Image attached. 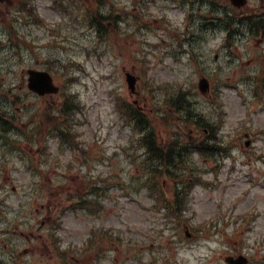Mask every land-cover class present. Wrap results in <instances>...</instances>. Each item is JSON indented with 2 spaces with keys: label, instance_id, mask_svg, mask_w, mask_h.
Masks as SVG:
<instances>
[{
  "label": "rangeland",
  "instance_id": "rangeland-1",
  "mask_svg": "<svg viewBox=\"0 0 264 264\" xmlns=\"http://www.w3.org/2000/svg\"><path fill=\"white\" fill-rule=\"evenodd\" d=\"M211 1H0V106L10 129L0 131V263L62 264L50 220L76 193L102 186V219L62 217V251L84 250L98 227L121 238L106 243L105 264H226L240 253L264 264V37L244 29L225 46L226 32L216 27L227 23L208 18L235 8ZM221 1L228 5L216 11L207 4ZM236 11L262 15L264 0ZM29 69L52 70L62 92L32 94ZM128 72L139 77L140 99L128 89ZM189 90L197 95L180 110L173 102ZM131 104L160 143L200 139L215 152L183 174L205 177L188 215L212 231L218 222L216 235L185 242L183 231L166 229L145 190L134 192L145 168ZM59 106L67 111L50 125L47 113Z\"/></svg>",
  "mask_w": 264,
  "mask_h": 264
},
{
  "label": "water",
  "instance_id": "water-1",
  "mask_svg": "<svg viewBox=\"0 0 264 264\" xmlns=\"http://www.w3.org/2000/svg\"><path fill=\"white\" fill-rule=\"evenodd\" d=\"M236 6H242L245 0H232ZM30 84L29 88L41 95L47 93H56L58 88L53 85V80L48 73L30 71ZM133 83V81L130 80ZM244 264L245 261L239 262V264Z\"/></svg>",
  "mask_w": 264,
  "mask_h": 264
},
{
  "label": "trees",
  "instance_id": "trees-1",
  "mask_svg": "<svg viewBox=\"0 0 264 264\" xmlns=\"http://www.w3.org/2000/svg\"><path fill=\"white\" fill-rule=\"evenodd\" d=\"M183 96H181V98H182ZM180 100V98H178L177 100H175L174 102H173V104L175 105V106H180V105H182L181 104V102L179 101ZM1 112V111H0ZM3 114H0V116H2ZM149 143L151 144V147L153 148V150H154V153H151V154H153L154 155V157L155 158H153V159H155V162H156V160L157 161H159V160H161V161H163V163L164 164H166L167 165V163H173V156L170 154V150H161L160 148H158V147H156L155 146V144L152 142V141H149ZM205 142H203V143H201V144H195V145H193L192 147H195V150L193 151V152H195V151H197L198 153H201V154H203V153H210L211 155H213V153L214 152H212L211 150H210V148H207V145L206 144H204ZM208 147H210V146H208ZM155 167V166H154ZM157 168V167H156Z\"/></svg>",
  "mask_w": 264,
  "mask_h": 264
}]
</instances>
